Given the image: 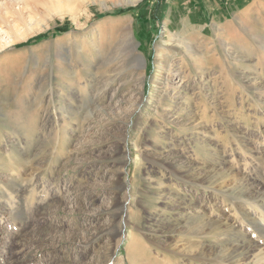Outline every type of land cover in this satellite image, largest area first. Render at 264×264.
<instances>
[{"label": "rangeland", "instance_id": "rangeland-1", "mask_svg": "<svg viewBox=\"0 0 264 264\" xmlns=\"http://www.w3.org/2000/svg\"><path fill=\"white\" fill-rule=\"evenodd\" d=\"M106 3L0 0V264H264V0Z\"/></svg>", "mask_w": 264, "mask_h": 264}, {"label": "bare ground", "instance_id": "bare-ground-1", "mask_svg": "<svg viewBox=\"0 0 264 264\" xmlns=\"http://www.w3.org/2000/svg\"><path fill=\"white\" fill-rule=\"evenodd\" d=\"M139 0H125V4H129V5H132V4H135V3H137ZM101 2V1H100ZM104 2L106 3L107 2V0H104ZM107 4V3H106ZM104 5V4H103ZM256 17H258V16H256ZM2 18H4V17H2ZM255 19V21L257 20L256 18H254ZM123 23H125V21L124 20H119L115 25L116 26H122L123 25ZM112 27H114V26H112ZM130 25L129 24H127V23H125L124 24V29L127 31V34H128V37H127V39H126V41L129 43V46H131V44H134V40H133V36H132V33H131V30H130ZM3 31V29L2 28H0V33ZM201 34H202V36L204 35H206L205 34V31L204 30H201ZM1 35V34H0ZM206 37V36H205ZM187 37H184L183 39L184 40H182V44L185 46V48H186V53H189V56L191 57L192 55V57L194 58V60H195V62L197 63V60H198V57H196L195 56V50L192 48L193 46H191V40L190 39H186ZM186 40V41H185ZM164 43H165V41H164ZM96 47H99L97 44H95L94 45V48H96ZM166 47V46H165ZM167 48V47H166ZM67 51H68V53H71L72 52V48L70 47V46H68L67 48ZM100 50V49H99ZM215 51V50H214ZM184 53H185V50L183 51ZM197 52V51H196ZM207 53H211L212 52V50L210 49V50H207L206 51ZM211 54H213V52L211 53ZM137 55V54H136ZM187 55V54H186ZM216 55V54H215ZM135 56V55H134ZM132 57V56H131ZM136 58H138V57H140L142 60V62L143 63H145V58L141 55V54H139V56L137 57V56H135ZM162 57V56H161ZM214 58V56H212L211 55V58ZM216 57V56H215ZM186 58H187V56H186ZM217 58V57H216ZM215 58V59H216ZM191 60V59H190ZM189 60V61H190ZM206 60V59H205ZM213 61V60H212ZM130 63H135V60H134V58H132V59H130V61H129ZM169 61H167V64L164 66V77L162 78V80L159 82V81H157L156 82V86H158V88H157V92H155V93H152L150 96H149V99L151 100V108H152V110H153V112H155V113H157V114H163V112L162 111H164V110H160V107H159V105H162L163 104V102H164V98H166L167 97V91L170 89V88H172V87H176V88H180L181 86H179V85H175L174 83H172L171 82V75L173 74V72L175 71L174 69H173V65H172V62L171 63H168ZM207 62H209V59H208V61ZM211 62V61H210ZM215 62V61H214ZM216 63V62H215ZM214 63V64H215ZM209 64V63H208ZM210 64H213V63H210ZM213 64V65H214ZM186 65V64H185ZM188 65H189V63H188ZM194 65V64H193ZM191 66V65H190ZM194 66H196L197 68L196 69H199V68H201L200 67V64H196V65H194ZM160 67H162V66H160ZM193 67V66H192ZM205 67V66H204ZM212 66H210V68H211ZM191 68V67H190ZM195 69V68H194ZM194 69H193V71H194ZM205 69V68H204ZM190 70V69H189ZM202 70V69H201ZM197 72V71H196ZM195 73V72H194ZM193 73V74H194ZM198 74H199V72H197ZM204 74H205V72H204ZM196 75V74H195ZM202 76V75H201ZM158 77V76H157ZM195 77H197V76H195ZM214 77V76H213ZM196 79V78H195ZM203 79V76H202V78H201V80ZM198 80V79H197ZM212 80V79H211ZM201 82V81H200ZM215 80H212V83H214L215 84ZM203 83V82H202ZM161 84L163 85V87H164V90H160L159 89V87L161 86ZM198 84V83H197ZM214 84H210V89L209 90H211V89H214L215 90V85ZM153 85H155V84H153ZM185 85V84H184ZM203 85L204 84H201V87L203 88ZM209 86V85H208ZM198 87V86H197ZM207 87V86H206ZM155 88V87H154ZM162 88V87H161ZM199 89H200V86H199ZM153 91V90H152ZM189 91V90H188ZM203 92H204V90H203ZM206 92V91H205ZM160 93H162V94H160ZM209 93L210 92H208V93H204V96H206V97H209ZM213 94L212 95H214V93L215 92H212ZM192 94V93H191ZM211 95V96H212ZM187 97V96H186ZM187 98H189V97H187ZM209 98H211V97H209ZM213 98V97H212ZM214 100V99H213ZM170 102H173V99L171 98V101ZM211 103H213V102H211ZM164 105V104H163ZM169 105V104H168ZM163 108V107H162ZM164 109V108H163ZM165 112V111H164ZM153 114V113H152ZM151 115V114H150ZM197 123H199V122H197ZM196 123V124H197ZM164 126H165V124H164ZM167 126V125H166ZM166 126H165V128H166ZM162 127V126H161ZM26 141L25 142H27V139H25ZM16 141H17V139H16ZM12 142L14 143V141L12 140ZM11 142V143H12ZM25 142H21V139H19L18 141H17V143H15V145L13 146H10V148L11 149H14L15 147L17 148V147H19V149L20 150H22L23 148L22 147H24V145H26V143ZM19 155H22V152H19ZM167 164L170 166V168H173L174 167V163L173 162H170V161H168L167 162ZM250 185V187H249V192H244L243 193V195H244V197L245 196H249V197H247L248 199H250V200H252V201H255V203L258 205V207H260V208H262L263 210H264V182L263 181H260L258 184L257 183H251V184H249ZM15 191H19V190H15ZM13 193H17V195H16V197H20L19 195V193H21V192H12V193H8V194H2L4 197H7V199H8V204L6 205V206H8L10 203H13L15 200H16V197H14V195H13ZM92 193V192H91ZM92 195H90V197H91ZM89 197V198H90ZM40 199H41V197H39L38 196V200L40 201ZM92 200V199H91ZM41 202H42V200H41ZM13 207H14V205H13ZM259 208V209H260ZM9 210H10V207H9ZM262 210V211H263ZM15 213V211H14V209H13V211H12V214H14ZM262 213H264V212H262ZM264 215V214H263ZM32 219V218H31ZM35 220V219H34ZM261 223H264V217L263 218H261ZM252 222H253V220H252ZM255 222H258V221H255ZM253 224H254V222H253ZM256 226V225H255ZM260 227V226H259ZM261 229H263L262 227H260ZM254 229V228H253ZM255 230L256 231H258V229L257 228H255ZM260 231V230H259ZM261 231H264V229L263 230H261ZM60 243V242H59ZM253 245L251 244V242H248V243H246V245L244 246V248H243V251L241 252V254L240 255H244V256H246L247 254H249L254 248L252 247ZM22 247H23V245H22ZM12 254H13V252H12ZM4 257L5 258H7V260L9 259L8 257H6L5 255H4ZM193 258L194 259H208V260H212V258L209 256V253H208V250L205 248V249H203L201 252L199 251V253L197 254V255H195V256H193ZM193 259V260H194ZM229 259H231V258H229ZM219 261H221V260H219ZM223 261V260H222ZM239 261H241V259H239ZM194 263H195V261H193Z\"/></svg>", "mask_w": 264, "mask_h": 264}]
</instances>
